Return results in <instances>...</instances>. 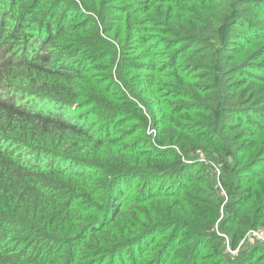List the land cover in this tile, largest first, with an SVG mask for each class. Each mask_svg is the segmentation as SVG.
I'll list each match as a JSON object with an SVG mask.
<instances>
[{
  "label": "trees",
  "instance_id": "16d2710c",
  "mask_svg": "<svg viewBox=\"0 0 264 264\" xmlns=\"http://www.w3.org/2000/svg\"><path fill=\"white\" fill-rule=\"evenodd\" d=\"M262 227L264 0H0V264H264L225 252Z\"/></svg>",
  "mask_w": 264,
  "mask_h": 264
},
{
  "label": "rangeland",
  "instance_id": "374dc122",
  "mask_svg": "<svg viewBox=\"0 0 264 264\" xmlns=\"http://www.w3.org/2000/svg\"><path fill=\"white\" fill-rule=\"evenodd\" d=\"M9 92H2L1 94H3L4 96H7V94H8ZM207 155H206V153L204 152V151H202V150H199V151H197L195 154H194V160L195 161H198V162H200V163H203V164H205V165H207V166H209L210 168H211V170H212V172H213V174L214 175H217L218 174V169H217V167H216V165H214L212 162H210L208 159H207ZM186 162V161H185ZM192 162V161H191ZM187 163V162H186ZM218 186V185H217ZM219 187V186H218ZM220 188V187H219ZM223 194V193H222ZM224 197H225V195H224ZM220 220V219H219ZM217 224H218V222L215 224V226H214V230H217ZM256 230H260L261 232H263V234H264V228L262 227V228H258V229H256ZM217 234H219L218 232H217ZM248 234V233H247ZM247 234H246V236H247ZM246 236L241 240V242H240V244H239V246H238V248H237V250L236 251H232L229 247H228V244H227V240H225V252L227 251V253H229V256H230V258L233 260L234 258H236V256H237V254H238V250H239V248H242V247H244L245 249L247 248V247H249L250 245H255V244H257V245H259V246H261L262 248H263V250H264V244L260 241V240H257V239H249V238H246Z\"/></svg>",
  "mask_w": 264,
  "mask_h": 264
},
{
  "label": "built area",
  "instance_id": "2783aa9c",
  "mask_svg": "<svg viewBox=\"0 0 264 264\" xmlns=\"http://www.w3.org/2000/svg\"><path fill=\"white\" fill-rule=\"evenodd\" d=\"M154 133V132H153ZM246 238L260 240L264 244V234L260 230H251L248 232Z\"/></svg>",
  "mask_w": 264,
  "mask_h": 264
}]
</instances>
